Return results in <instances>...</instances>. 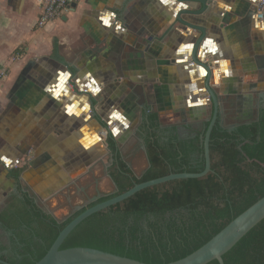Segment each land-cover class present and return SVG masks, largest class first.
<instances>
[{"label":"crops","instance_id":"obj_1","mask_svg":"<svg viewBox=\"0 0 264 264\" xmlns=\"http://www.w3.org/2000/svg\"><path fill=\"white\" fill-rule=\"evenodd\" d=\"M201 1L79 0L40 26L42 0H0V203L21 182L47 191L53 179L67 186L101 171L108 180L115 159L100 121L124 159H147L140 141L153 113L164 136L188 135L194 117L206 122L213 101L207 71L190 65L196 50L210 64L219 118L264 105L260 0H204L198 29L177 21Z\"/></svg>","mask_w":264,"mask_h":264},{"label":"trees","instance_id":"obj_2","mask_svg":"<svg viewBox=\"0 0 264 264\" xmlns=\"http://www.w3.org/2000/svg\"><path fill=\"white\" fill-rule=\"evenodd\" d=\"M144 128L149 166L137 176L109 135L114 153L109 169L119 195L136 183L178 172H201L205 168L203 130L189 141L175 134H159L156 113ZM164 136V137H163ZM211 171L200 178L175 179L147 187L122 202L83 220L68 235L61 249L91 247L147 264L181 259L208 242L230 221L264 196V108L258 120L234 131L218 123L210 139ZM24 168L14 171L18 179ZM22 212L0 215L13 229L18 252L12 264H35L48 252L60 231L79 212L60 221L25 193ZM225 264H264V219L223 256ZM208 264H219L213 260Z\"/></svg>","mask_w":264,"mask_h":264},{"label":"water","instance_id":"obj_3","mask_svg":"<svg viewBox=\"0 0 264 264\" xmlns=\"http://www.w3.org/2000/svg\"><path fill=\"white\" fill-rule=\"evenodd\" d=\"M179 2H192L194 0H178ZM202 7L198 10L193 9L192 5L189 7H181L177 14V21L183 25H188L193 28H197L195 21H198L200 15L207 8V2L202 0ZM186 15L190 16L187 20ZM263 21H264V8L262 11ZM193 21V22H192ZM191 66L200 65L207 71V91L213 101V105L209 104V107H213L212 116L207 119L209 122L206 129L205 136L203 137L204 144V155H205V168L201 172H178L170 173L165 176L147 180L141 183H136L129 190L108 198L104 201L96 203L90 207H87L76 215L59 233L58 237L48 250V252L35 264H147L135 259L120 256L110 252H106L100 249L91 247H71L66 249H61V245L68 235L78 226L83 220H85L90 215L101 211L109 206L117 204L124 201L125 199L133 196L137 192L154 185L165 183L175 179H190V178H200L207 175L211 171V155H210V139L213 128L218 123V119L222 110V106L219 104L216 93L210 86V77L212 76V70L209 63H203L196 50L191 57ZM257 117L256 120H258ZM248 123V122H247ZM221 126H225L224 122H220ZM241 123H235L231 125L234 130L238 129ZM102 131L106 136H101L107 149L110 150L108 137L113 135L115 132L114 128H111L108 123L101 122ZM142 148L145 150L146 147L142 141H140ZM130 165V163H128ZM108 174V169L105 170ZM144 173V172H143ZM109 175V174H108ZM103 196L99 193L98 196L93 197L91 200H96L98 197ZM80 207H78L79 209ZM264 219V196L258 199L254 204L248 207L245 211L235 217L230 221L221 231H219L215 236H213L208 242L202 245L200 248L192 252L191 254L169 262L165 264H208L213 260H218L219 264H225L223 256L227 253L233 246H235L251 229H253L257 224H259ZM0 262L5 264H11L0 260Z\"/></svg>","mask_w":264,"mask_h":264},{"label":"flooded vegetation","instance_id":"obj_4","mask_svg":"<svg viewBox=\"0 0 264 264\" xmlns=\"http://www.w3.org/2000/svg\"><path fill=\"white\" fill-rule=\"evenodd\" d=\"M263 108H264L263 104H259L256 106H249L247 109H244L241 112H239L234 118H228L227 117L223 120V118L220 117L218 119V124L221 126L220 122L223 121L224 125H225V126H221L223 129H226L228 131H234V129L231 128V125H233L235 123H241L240 125H242L244 123L248 124V123L255 121L257 119V117H259L260 110ZM206 122H208V121H206ZM206 122L203 123L202 119H200L198 117H194L192 122H191V125L188 129L189 130L188 135H185L182 131L179 130V128L175 131V134L178 135L180 140L189 141L192 138H194L199 133V131L204 129ZM164 131L166 134L169 133V132H167V130H164ZM162 135H165V134H162ZM166 138L167 137L165 136V139ZM108 174L107 175L109 176V180H111L113 182L114 187H115V190L110 194H105V193L101 192L98 177L92 179V181L89 182V183H93L92 185L86 184L84 187L83 186L79 187L76 182L73 183L74 186L75 185L77 186L76 189L78 191L80 190L84 194V196H86V202L82 203L81 205L76 206L75 210L73 212V215L76 212L80 213L81 211H83L87 207H90L96 203H99L101 198L112 195L118 191L117 185L115 184L114 180L112 179L111 174L109 173V170H108ZM20 177H21V175L18 178L19 180H20ZM68 186H70V185H67L65 187H68ZM93 187H94L93 193L89 194L90 188H93ZM50 192H53V190L50 189ZM25 193L27 195L33 197L34 202L38 206H40L44 212L54 215L51 211L47 210L45 208V206L42 205V203H44V201L47 200L46 199L47 196L43 197V195L36 193L33 190V188L22 184V182H21V184L20 183L17 184L16 193L10 195L8 198L5 199V201L0 203V215L6 214L9 216V215L15 214V212L24 211L22 206H23V200H25ZM99 193H102L103 196H100L96 200L92 201L91 199L95 196H98ZM78 207H80V208L78 209ZM60 221H64V220H60ZM0 232L3 233L4 238L7 239L6 243H4L3 245H0V260L5 261V262H9L8 258H10L12 255L18 256V252L13 245V240L16 238V236L14 234L13 229L7 228L6 225L4 226L2 222H0ZM0 264H5V263L0 262Z\"/></svg>","mask_w":264,"mask_h":264},{"label":"rangeland","instance_id":"obj_5","mask_svg":"<svg viewBox=\"0 0 264 264\" xmlns=\"http://www.w3.org/2000/svg\"><path fill=\"white\" fill-rule=\"evenodd\" d=\"M129 154L130 152L127 156V154L125 153V160L132 162V170L137 176H140L149 166L148 160L146 159L143 152H138L133 156H129ZM133 159H136V162L131 161ZM97 176H99V178L102 176L101 171ZM99 183L101 192L105 194H110L115 190L113 182L109 179L104 180L103 177H101L99 179ZM77 184L79 187H84L86 184L92 185L93 183H89L88 179H80ZM65 185L66 184H64L61 180L53 179L51 184L49 183L47 191L39 190L40 188L34 189L37 190V193L43 195V197L47 196V200H45L42 205L45 206L47 210L51 211L60 220H66L67 218L72 216L75 207L86 202V196H84V194L80 190L78 191L76 189V185L74 186L73 184H71L68 187H65ZM50 189H52L53 192H50ZM93 191L94 187L90 188L89 194H92ZM6 242L7 239L4 238L3 233L0 232V245H3Z\"/></svg>","mask_w":264,"mask_h":264},{"label":"built area","instance_id":"obj_6","mask_svg":"<svg viewBox=\"0 0 264 264\" xmlns=\"http://www.w3.org/2000/svg\"><path fill=\"white\" fill-rule=\"evenodd\" d=\"M78 1L79 0H42V11L38 19V24L43 26L49 22H52L58 17L66 15L73 9V6ZM263 8L264 0H260L257 6V14L262 20Z\"/></svg>","mask_w":264,"mask_h":264},{"label":"snow or ice","instance_id":"obj_7","mask_svg":"<svg viewBox=\"0 0 264 264\" xmlns=\"http://www.w3.org/2000/svg\"><path fill=\"white\" fill-rule=\"evenodd\" d=\"M105 23H107V21H105Z\"/></svg>","mask_w":264,"mask_h":264}]
</instances>
